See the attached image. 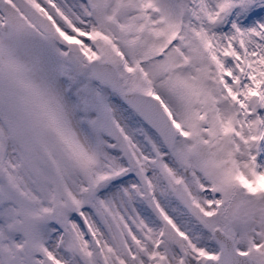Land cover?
<instances>
[{
	"label": "snow or ice",
	"instance_id": "obj_1",
	"mask_svg": "<svg viewBox=\"0 0 264 264\" xmlns=\"http://www.w3.org/2000/svg\"><path fill=\"white\" fill-rule=\"evenodd\" d=\"M0 264H264V0H0Z\"/></svg>",
	"mask_w": 264,
	"mask_h": 264
}]
</instances>
